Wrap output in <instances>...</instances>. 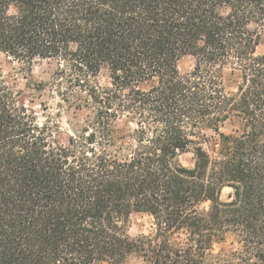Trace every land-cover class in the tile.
Wrapping results in <instances>:
<instances>
[{
    "label": "trees",
    "instance_id": "1",
    "mask_svg": "<svg viewBox=\"0 0 264 264\" xmlns=\"http://www.w3.org/2000/svg\"><path fill=\"white\" fill-rule=\"evenodd\" d=\"M263 40L264 0H0V264H264ZM3 58L52 67L55 113Z\"/></svg>",
    "mask_w": 264,
    "mask_h": 264
},
{
    "label": "rangeland",
    "instance_id": "2",
    "mask_svg": "<svg viewBox=\"0 0 264 264\" xmlns=\"http://www.w3.org/2000/svg\"><path fill=\"white\" fill-rule=\"evenodd\" d=\"M258 51L260 53L264 52V40L259 46ZM194 59L192 56H184L179 61V69L181 73H187L193 68ZM2 69L5 80L8 81L13 88L19 93L20 101L24 102L28 107L34 108L37 112L40 120H44V110L42 103H47L50 107L49 112L55 113L58 109L57 103L59 102V97L56 95H50L48 91H40L35 88L36 84L42 80H47L52 73V67L44 61H37L31 69L27 65L17 62L14 60L2 59ZM100 81L103 83L108 82V72L106 70L102 71L99 76ZM71 111H65L62 113L61 120V132L60 140L65 141L71 129L70 121H75L76 118L82 120L85 112L79 115H74ZM121 128L129 130V125L120 122ZM131 126V125H130ZM224 131L230 129V124H226L223 128ZM211 133V132H209ZM182 161L186 164H191V154H185L181 157ZM231 191L229 188H225L222 191V199H227L228 194ZM153 227V218L151 215L146 213H136L131 216L129 222V233L132 236H137L142 233L149 232ZM234 247L233 245V235L228 234L226 238L219 241L215 245L216 252H230ZM110 264V263H101Z\"/></svg>",
    "mask_w": 264,
    "mask_h": 264
}]
</instances>
